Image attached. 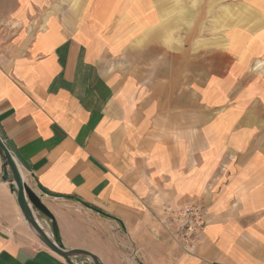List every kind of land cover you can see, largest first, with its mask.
<instances>
[{
  "label": "crops",
  "instance_id": "1",
  "mask_svg": "<svg viewBox=\"0 0 264 264\" xmlns=\"http://www.w3.org/2000/svg\"><path fill=\"white\" fill-rule=\"evenodd\" d=\"M193 1L8 0L0 13L1 130L64 245L103 264H264V0L217 5L210 31L207 5L192 25ZM3 167L0 154V264H71ZM166 203L206 208L188 251Z\"/></svg>",
  "mask_w": 264,
  "mask_h": 264
},
{
  "label": "water",
  "instance_id": "2",
  "mask_svg": "<svg viewBox=\"0 0 264 264\" xmlns=\"http://www.w3.org/2000/svg\"><path fill=\"white\" fill-rule=\"evenodd\" d=\"M0 154L4 161L3 179L12 182V188L17 192V200L20 208L33 231L38 235L41 241L50 249L63 256L71 264H82L80 260L87 259L91 264H103L101 258L88 250L79 248H68L61 240L57 222L49 208L42 202L41 196L29 186L23 177L21 166L28 168L26 162L21 158L17 151L13 148L10 141L2 132L0 127ZM43 194L50 193L40 187ZM77 201L81 202L79 199ZM85 207L97 212L105 218L113 219L119 222L123 227L120 218L113 216L105 211L82 203ZM41 220L45 221L49 228L48 234L41 224ZM82 257V258H81ZM84 260V259H83Z\"/></svg>",
  "mask_w": 264,
  "mask_h": 264
},
{
  "label": "built area",
  "instance_id": "3",
  "mask_svg": "<svg viewBox=\"0 0 264 264\" xmlns=\"http://www.w3.org/2000/svg\"><path fill=\"white\" fill-rule=\"evenodd\" d=\"M163 214V226L170 232L174 242L187 251L196 244L207 227V211L200 203H166Z\"/></svg>",
  "mask_w": 264,
  "mask_h": 264
},
{
  "label": "rangeland",
  "instance_id": "4",
  "mask_svg": "<svg viewBox=\"0 0 264 264\" xmlns=\"http://www.w3.org/2000/svg\"><path fill=\"white\" fill-rule=\"evenodd\" d=\"M228 0H207V3H203L200 0H194L193 1V13H192V25L194 26L195 23V17L196 15L199 14V12L201 11L200 8H205L207 5V9H206V16L208 15V19L207 20H203V22L200 24V26L205 27L207 25V27L209 28L210 31V26L215 27L216 26V22L214 20V18H211L210 16L213 15L214 11H215V7L218 5H221V3L227 4ZM8 6V0H0V13L6 11ZM229 11L228 7L224 6V12L226 14V12ZM4 22V21H2ZM226 22V20H225ZM0 27L6 28L8 29V24L7 23H0ZM97 218V227H99L100 229H102V232L104 234H109L110 232L113 231L111 226H115V224L111 221H108L106 219H103L102 217H100L98 214L96 215ZM120 245V244H119ZM121 247V245H120ZM82 258V257H81ZM85 261L88 262L87 259L83 258ZM82 259V260H83Z\"/></svg>",
  "mask_w": 264,
  "mask_h": 264
}]
</instances>
